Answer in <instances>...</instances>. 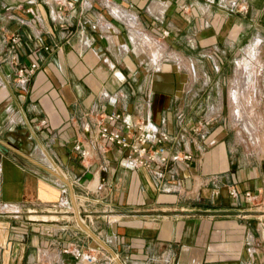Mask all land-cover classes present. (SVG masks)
<instances>
[{
  "label": "crops",
  "instance_id": "obj_1",
  "mask_svg": "<svg viewBox=\"0 0 264 264\" xmlns=\"http://www.w3.org/2000/svg\"><path fill=\"white\" fill-rule=\"evenodd\" d=\"M230 1L0 0V264H89L64 248L117 264L74 212V225L49 219L72 208L51 172L83 197L80 220L122 264H264V67L261 121L244 129L255 140L229 117V81L207 76L225 55L210 46L239 41L242 20L255 29L264 0H240L243 12L228 11ZM161 26L202 80L173 57L147 61L158 55L143 33L159 40ZM111 113L133 126L165 121L158 138L184 195L162 192L150 169L127 168V151L92 145Z\"/></svg>",
  "mask_w": 264,
  "mask_h": 264
},
{
  "label": "rangeland",
  "instance_id": "obj_2",
  "mask_svg": "<svg viewBox=\"0 0 264 264\" xmlns=\"http://www.w3.org/2000/svg\"><path fill=\"white\" fill-rule=\"evenodd\" d=\"M228 9H229L228 11H231V12L232 11L243 12V8L231 10L229 8V4H228ZM215 11L216 10H213V12H215ZM56 18H57V15H56ZM239 21L240 20H238L237 22L240 23ZM259 22L260 23H258L256 28L254 29V28H252V25L250 26L247 24V22L242 20V23H244V25H242V26L244 28L241 31L240 40L235 42L234 45H232L233 44L232 41L228 38H225V40L222 43L217 42L216 44L214 43V45H211L210 51H212L213 47H215V48H218L220 51L224 50L225 55L224 54L220 55L221 56L220 61L218 60V57L217 58L215 57L216 58L215 60H217V63L212 62V70H213L212 72L213 73H207V76L209 77L210 80H217L219 77L220 79L224 78V80L229 81V89L226 92L227 99H228L229 117L232 120V122H234V124L236 126H238L243 132H245L246 136H248V139L250 138L251 140L257 139L256 134H252V136H251L248 133H246V131L244 129L254 128V130H258V127H259L258 125L261 121V119H260L261 112L259 111V109H260V104H259L260 96L259 95L260 94L257 95L256 93H257L258 89H260V88H258V84L262 79V75H263L262 70L264 67V24H263L264 19H260ZM224 26H225V23L222 24L221 29H223ZM218 29H219V31H218V33H219L221 31L220 27H218ZM167 31L168 30L166 27L161 26L160 39L159 40H157V39L153 40L154 38H152L150 29L146 28V30L143 33L144 34L143 46L144 47L151 46L153 48L155 47V50L157 52L156 54L158 55L157 60L159 62H162L165 60H170L171 57H173V59L175 58L177 60L180 68H186L190 71L189 74H190L191 79L197 80V81L202 80L203 79L202 73L198 71L196 65H195L196 71L194 73L195 75H193V73L190 70L192 68L193 64H192V62H190L189 59L194 60L195 58H189L187 56H186L187 58L186 57L184 58L182 56H179L177 54L170 52V49L167 46L168 41L165 40L167 37H166V35L164 36L165 32H167ZM153 43L156 46L153 45ZM178 46L183 51H185L183 42L180 41ZM198 50H200V47ZM253 51H254L253 54L250 53ZM233 52H235V53L238 52V53L233 55ZM243 52H244V55H243ZM198 53H200V51H198ZM147 54H148V52H147ZM245 54H246V56H245ZM247 55H250V56L247 58ZM252 55H254L256 58H255V60L251 61L250 58L252 57ZM145 58L147 59V61L152 60L151 58H148V57H145ZM196 58L199 60H202L200 57H196ZM243 58L246 61L248 59L250 60V61L248 60L249 61V70L243 79L244 80V87H246L247 89L249 88L247 91V93H249V95H247L246 91L241 92L240 102H241V106L243 107V109L240 110V109L236 108L237 105L234 103V99H233L234 105L231 104V102L229 100V96H230V92H231V89L233 88V86H234V89L232 92L234 95L235 90H238L236 88H238L239 85H241L240 79H242V77H241L240 72L238 71V61L244 60ZM214 66L220 67V68H218V71H219V69H220V71L219 72L215 71ZM222 66L224 68H222ZM253 70L258 72L257 80L254 77V74L252 73ZM254 85H256L255 88H253ZM242 97H243V99H241ZM236 109L238 110V112H240L242 114L239 113V115H238L237 112L235 113ZM241 111H243V112L245 111V112L243 113ZM246 116H247V118H246ZM96 182H97V185L95 184V186H98V181H96ZM50 211L53 212L50 215H48L49 217H51V218H49L50 220H57L58 217H62L61 223H65L68 225H72V224L74 225L75 224V220H74V217L72 214L74 211L70 207V205H68L66 208H64L63 214H61V215L56 214V212H57L56 208H54L53 210H50ZM31 216H37V215L34 214ZM43 216H45V215H43ZM83 219H85V218H83ZM99 252H101V251H99ZM118 258L120 260H122L120 255ZM123 259L128 261L127 258H123ZM96 260H97L96 264H114V262L111 260V258L104 253H100Z\"/></svg>",
  "mask_w": 264,
  "mask_h": 264
},
{
  "label": "built area",
  "instance_id": "obj_3",
  "mask_svg": "<svg viewBox=\"0 0 264 264\" xmlns=\"http://www.w3.org/2000/svg\"><path fill=\"white\" fill-rule=\"evenodd\" d=\"M240 0H232L229 3L231 10L240 9ZM243 11H246L243 9ZM207 27V23H204ZM36 65L32 64L31 68L35 69ZM159 69V68H158ZM214 70L218 71V67L214 66ZM22 73V71H20ZM106 120L110 123V126L103 125L99 127L95 132L90 134L89 139L92 141L99 140L102 143L104 149L109 147H116L128 152V156L125 159V166L129 169L147 168L153 173L156 179V185L164 193H175L178 195H184L185 190L179 178L178 172L173 168H168L169 160L166 156L165 148L160 145L159 133L163 139H166L164 133L159 131L165 124L162 119L159 125H156L146 119V121L133 126L126 117H123L118 113H111L106 116ZM76 150L80 152L82 157L88 155L87 151H84L76 146ZM189 159V156L184 157ZM105 169V167H104ZM98 177V175H97ZM229 195L233 198L238 197V193L235 189H232ZM244 197L251 201L253 195L251 192H246ZM76 202L83 200V197L74 194ZM262 224L259 227L264 232V218H260ZM259 219V220H260ZM264 238V237H263ZM63 254H71L76 260L86 263H94L96 261L95 256H86L79 250H71L70 248H64Z\"/></svg>",
  "mask_w": 264,
  "mask_h": 264
},
{
  "label": "bare ground",
  "instance_id": "obj_4",
  "mask_svg": "<svg viewBox=\"0 0 264 264\" xmlns=\"http://www.w3.org/2000/svg\"><path fill=\"white\" fill-rule=\"evenodd\" d=\"M250 53H254V51L253 52H250ZM247 54V53H246ZM246 54H245V56H246ZM250 55H247V58L249 57ZM157 57L158 56H155V55H152L151 54V59H152V61L156 64V65H158L159 64V61L157 60ZM246 58V59H247ZM255 56L254 55H252V57L250 58L251 59V61L252 60H255ZM244 59V58H243ZM249 60V59H248ZM246 61L245 59L244 60H242V61H238V71L240 72V74H241V77H242V79H240V84L241 85H239V87L238 88H236V89H238V90H235V92H234V95H233V99H234V103L237 105V107H238V109H243V107L241 106V102H240V94H241V92L242 91H248V89L246 88V87H244V77L246 76V74H247V72H248V70H249V61ZM237 64V63H236ZM251 69V68H250ZM256 70V69H255ZM253 74H254V77L256 78V80H257V76H258V72H256V71H254L253 70V72H252ZM255 80V81H256ZM259 80V79H258ZM239 84V83H238ZM247 86V85H246ZM237 87V86H236ZM233 91V90H232ZM249 94V93H248ZM247 94V95H248ZM258 95V94H257ZM242 99V98H241ZM256 105V104H255ZM237 112V114L239 115V113L240 112H238V110L237 111H235V113ZM241 112H243V111H241ZM245 112V111H244ZM243 112V113H244ZM240 114H242V113H240ZM245 116V115H244ZM243 116V117H244ZM240 117V116H239ZM246 118H247V116H246ZM245 120V119H244ZM249 121V120H248ZM253 121V120H252ZM246 123V122H245ZM248 124V123H247ZM254 124V123H253ZM251 125V124H250ZM256 127V126H255ZM254 129V128H253ZM80 222H81V224H83L84 225V223H83V221H81L80 220Z\"/></svg>",
  "mask_w": 264,
  "mask_h": 264
},
{
  "label": "water",
  "instance_id": "obj_5",
  "mask_svg": "<svg viewBox=\"0 0 264 264\" xmlns=\"http://www.w3.org/2000/svg\"><path fill=\"white\" fill-rule=\"evenodd\" d=\"M54 176H56L58 179H60L66 186L67 188L69 189V193H70V198H71V203H72V209L74 211V214H75V217H76V220H77V224L87 233L89 234L93 239H95L99 244H101L105 249H107L110 254L112 255L113 259L115 260V262L117 264H122L118 258L83 224H81L80 222V217H79V214H78V211H77V207H76V203H75V198H74V192H73V188H72V185L70 184V182H68L65 178H61L59 177L58 175H56L54 172H51ZM100 180H101V183H103V181L105 180V176L104 175H101L100 176Z\"/></svg>",
  "mask_w": 264,
  "mask_h": 264
}]
</instances>
